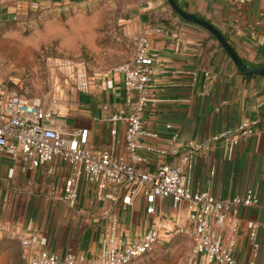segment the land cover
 Segmentation results:
<instances>
[{
  "label": "crops",
  "instance_id": "crops-1",
  "mask_svg": "<svg viewBox=\"0 0 264 264\" xmlns=\"http://www.w3.org/2000/svg\"><path fill=\"white\" fill-rule=\"evenodd\" d=\"M80 1L0 0V22L32 10ZM175 1L187 12L215 24L248 65H264V0H252L243 6L225 0ZM126 15L125 35L134 42L138 34L149 30V45L158 53L155 78L160 89L157 100L144 112V123L160 133L157 146L168 149L165 154L144 152L137 166L153 170L161 162L177 161L186 142L201 141L203 147L196 149L192 157V188L207 189L219 198L242 194L248 187L257 190L261 205L239 210L235 254L244 264H264V75L242 73L211 32L184 19L168 0H133ZM75 29L82 30L80 26ZM137 95L136 91L129 94L133 100ZM74 97L75 102L57 112L53 124L60 128L86 126L90 146L112 147L114 152L124 153L123 125H118L113 140L107 120L109 110L130 108L120 75L111 70L99 71L90 85ZM103 104L110 108L104 109ZM166 122L171 123V128L165 127ZM243 123L257 129L235 145L209 139ZM172 131L177 138L170 143L167 138ZM24 164L20 157L0 153V240H16L21 264L25 255L41 249L83 253L91 258L100 248L103 231L113 217L120 229L132 234L154 223L161 226L186 222V209H178L170 197L161 198L159 212L147 213L143 197L128 206L118 201H100L94 196V186L85 182H80L77 197L70 202L64 196L70 164L54 160L36 168H23ZM249 219L257 222L254 241L245 225ZM161 232V244L178 240L179 247L192 252L188 237L167 236L165 229ZM21 237L29 238L30 243L22 246ZM189 264L218 263L192 253Z\"/></svg>",
  "mask_w": 264,
  "mask_h": 264
},
{
  "label": "built area",
  "instance_id": "built-area-1",
  "mask_svg": "<svg viewBox=\"0 0 264 264\" xmlns=\"http://www.w3.org/2000/svg\"><path fill=\"white\" fill-rule=\"evenodd\" d=\"M243 6L252 0H225ZM159 30V28H156ZM145 29L135 37L132 56L110 70L120 75L130 108L109 110V132L115 139L118 125L124 127V153L114 152L112 147L94 148L89 144V129L86 126L60 128L53 124L57 114L56 100L44 106L39 98H32L15 87L0 83V153L11 158L20 157L25 167L47 165L52 161L66 162L71 172L64 180V196L70 202L77 197L80 182L94 186L97 200L120 202L131 205L134 199L143 197L147 213L159 212V201L170 197L177 208L186 209L184 224H152L137 233H126L118 226L116 217L106 225L100 248L89 259L83 253L61 254L41 249L25 255L24 264H129L147 254L163 240L162 229L167 236L182 234L192 243V253L202 254L211 263L244 264L235 254L236 234L240 226L238 216L241 207L261 205V198L254 187L242 194L219 198L207 189L194 190L191 186L192 157L194 151L203 147L198 140L186 142L184 150L174 162H161L153 170H143L137 163L144 152L168 149L155 143L161 135L144 123V112L157 100L160 86L155 78L158 53L148 40ZM88 82L84 85L86 88ZM137 92V98L129 94ZM109 109L108 104H103ZM165 127L171 128L166 122ZM256 127L243 123L233 129L213 134L210 140H223L235 145L252 135ZM177 133L172 131L168 141L173 143ZM51 171V168H47ZM119 189V192H117ZM248 235L255 240L257 222L245 220ZM30 243L21 237L22 246ZM255 245H257L255 243ZM247 264H253L249 262Z\"/></svg>",
  "mask_w": 264,
  "mask_h": 264
},
{
  "label": "rangeland",
  "instance_id": "rangeland-1",
  "mask_svg": "<svg viewBox=\"0 0 264 264\" xmlns=\"http://www.w3.org/2000/svg\"><path fill=\"white\" fill-rule=\"evenodd\" d=\"M132 2L81 0L0 22V83L44 106L56 100L64 111L97 72L132 56L134 42L123 32ZM177 243H159L129 264H189L192 252ZM16 246L13 238L0 240V264H21Z\"/></svg>",
  "mask_w": 264,
  "mask_h": 264
},
{
  "label": "water",
  "instance_id": "water-1",
  "mask_svg": "<svg viewBox=\"0 0 264 264\" xmlns=\"http://www.w3.org/2000/svg\"><path fill=\"white\" fill-rule=\"evenodd\" d=\"M170 7L175 10L184 19L197 23L206 28L222 45L226 52L230 55L237 68L246 75H264V65H248L242 57L237 53L235 48L227 40L223 32L212 22L204 17L198 16L184 10L175 0H168Z\"/></svg>",
  "mask_w": 264,
  "mask_h": 264
},
{
  "label": "trees",
  "instance_id": "trees-1",
  "mask_svg": "<svg viewBox=\"0 0 264 264\" xmlns=\"http://www.w3.org/2000/svg\"><path fill=\"white\" fill-rule=\"evenodd\" d=\"M5 22V21H4Z\"/></svg>",
  "mask_w": 264,
  "mask_h": 264
}]
</instances>
